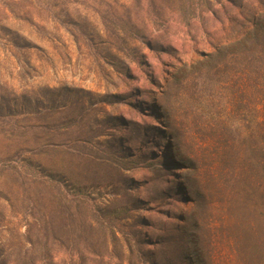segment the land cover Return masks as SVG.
Returning <instances> with one entry per match:
<instances>
[{
    "label": "rangeland",
    "instance_id": "obj_1",
    "mask_svg": "<svg viewBox=\"0 0 264 264\" xmlns=\"http://www.w3.org/2000/svg\"><path fill=\"white\" fill-rule=\"evenodd\" d=\"M256 231L264 0H0V264H229Z\"/></svg>",
    "mask_w": 264,
    "mask_h": 264
},
{
    "label": "trees",
    "instance_id": "obj_2",
    "mask_svg": "<svg viewBox=\"0 0 264 264\" xmlns=\"http://www.w3.org/2000/svg\"><path fill=\"white\" fill-rule=\"evenodd\" d=\"M23 184H26L28 189H35V191H29L30 193L35 192V196L39 199L37 202L31 204L32 207H39L46 211L49 208L50 200L47 198L51 196V186L45 181L35 180H31V182L29 181L27 183L23 182ZM39 188L40 191L36 194ZM77 200L79 199L77 198L76 201ZM239 239V248H236L238 241L236 239L231 240L232 256H228L229 264H264V240H259L257 231L256 233L253 232L252 235L243 234Z\"/></svg>",
    "mask_w": 264,
    "mask_h": 264
}]
</instances>
